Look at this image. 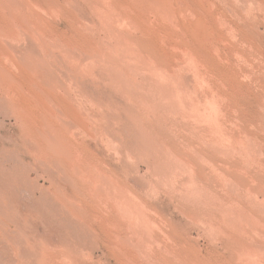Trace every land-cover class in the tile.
I'll return each instance as SVG.
<instances>
[{"label": "rangeland", "instance_id": "rangeland-1", "mask_svg": "<svg viewBox=\"0 0 264 264\" xmlns=\"http://www.w3.org/2000/svg\"><path fill=\"white\" fill-rule=\"evenodd\" d=\"M0 264H264V0H0Z\"/></svg>", "mask_w": 264, "mask_h": 264}, {"label": "bare ground", "instance_id": "bare-ground-1", "mask_svg": "<svg viewBox=\"0 0 264 264\" xmlns=\"http://www.w3.org/2000/svg\"><path fill=\"white\" fill-rule=\"evenodd\" d=\"M15 3V2H14ZM20 3H22V2H20ZM23 3H25L24 1H23ZM207 3V2H206ZM206 5V4H205ZM150 6H152V5H150ZM171 6V5H170ZM227 6V5H226ZM154 7V6H153ZM207 7H208V5H207ZM9 9H10V7H9ZM154 9H155V7H154ZM212 9V8H211ZM216 9V8H215ZM152 12H154V11H152ZM11 13V12H10ZM38 16V15H37ZM10 17V16H9ZM130 17V16H129ZM130 19V18H129ZM122 20V19H121ZM144 20V19H143ZM184 22V21H183ZM27 23V22H26ZM147 23V22H146ZM132 24H134V23H132ZM193 24V23H192ZM196 24V23H195ZM194 26H196V25H194ZM139 27V26H138ZM166 28V27H165ZM191 30V29H190ZM158 31V30H157ZM228 31V30H227ZM165 32V31H164ZM160 33V32H159ZM22 34H24V33H22ZM157 34V33H156ZM199 34V33H198ZM205 34V33H204ZM195 36V35H194ZM3 37H5V36H3ZM157 37H158V35H157ZM25 38V37H24ZM4 39V38H3ZM29 39H32V38H29ZM5 40V39H4ZM18 41V40H17ZM16 41V42H17ZM28 41V40H27ZM43 41V40H42ZM5 42V41H4ZM21 42H23V41H21ZM162 42V41H161ZM165 42V41H164ZM14 43V42H13ZM20 43V42H19ZM24 43V42H23ZM38 43V42H37ZM176 43V42H175ZM24 45V44H23ZM43 45H45V44H43ZM10 46V45H9ZM13 46H16V45H13ZM18 46V45H17ZM33 46V48H34V46L35 45H32ZM177 46V45H176ZM10 47H12V46H10ZM9 47V48H10ZM27 47V46H26ZM37 47V46H36ZM175 48V47H174ZM20 50V49H19ZM181 50V49H180ZM16 52H17V50H15ZM27 51V50H26ZM35 51V50H34ZM30 53H31V51H29ZM13 53H15V52H13ZM23 53V52H22ZM176 53V52H175ZM212 53V52H211ZM161 54V53H160ZM188 55V54H187ZM38 56V55H37ZM168 57V56H167ZM240 57V56H239ZM22 58V57H21ZM185 58V57H184ZM18 59V58H17ZM30 59V58H29ZM36 59V58H35ZM171 59V58H170ZM21 60V59H20ZM38 60V59H37ZM8 61V60H7ZM24 61V60H23ZM27 61V60H26ZM29 61V60H28ZM189 61V60H188ZM32 62V61H31ZM46 62V61H45ZM168 62V61H167ZM173 62V61H172ZM186 62V61H185ZM31 64V63H30ZM26 65V64H25ZM181 67V66H180ZM197 67V66H196ZM29 68V67H28ZM38 68V67H37ZM36 68V69H37ZM45 68V67H44ZM56 68V67H55ZM51 70V69H50ZM58 70H60V69H58ZM100 70H101V68H100ZM2 71V70H1ZM8 72V71H7ZM38 72V71H37ZM102 72V71H101ZM100 72V73H101ZM121 72V71H120ZM64 73V72H63ZM62 73V74H63ZM123 73V72H122ZM3 74V73H2ZM61 74V73H60ZM59 74V75H60ZM61 74V75H62ZM65 74V73H64ZM97 74V73H96ZM99 74V73H98ZM10 76H11V74H10ZM67 76V75H66ZM92 76V75H91ZM122 76V75H121ZM176 76V75H175ZM59 77V76H58ZM105 76H103V78H104ZM2 78H4V77H2ZM51 78V77H50ZM103 78H101V79H103ZM175 78V77H174ZM249 78V77H248ZM176 79V78H175ZM228 79V78H227ZM244 79V78H243ZM15 80V79H14ZM173 80V79H172ZM177 80V79H176ZM192 80V79H191ZM93 81V80H92ZM94 82H95V80H94ZM136 82V81H135ZM187 83V82H186ZM184 85V84H183ZM19 86V85H18ZM98 86V85H97ZM184 87V86H183ZM182 89H184V88H182ZM39 90V89H38ZM42 90V89H41ZM162 90V89H161ZM23 91V90H22ZM173 92V91H172ZM160 93V92H159ZM164 93V92H163ZM162 94V93H161ZM160 94V95H161ZM170 95V94H169ZM164 96V95H163ZM162 97V96H161ZM170 97V96H169ZM74 98V97H73ZM159 99V98H158ZM164 99V98H163ZM170 99V98H169ZM173 101V100H172ZM186 101H184V103H185ZM143 103V102H142ZM187 103V102H186ZM110 104V103H109ZM113 104V103H112ZM164 105V104H163ZM103 106V105H102ZM112 107V106H111ZM56 108V107H55ZM173 108V107H172ZM115 109V108H114ZM170 110V109H169ZM176 110V109H175ZM187 111V110H186ZM215 111V110H214ZM168 112V111H167ZM19 113V112H18ZM174 113V112H173ZM51 114V113H50ZM45 115V114H44ZM52 116V115H51ZM110 118V117H109ZM208 119V118H207ZM47 120V119H46ZM71 120V119H70ZM124 120V119H123ZM122 120V121H123ZM110 121V120H109ZM125 121V120H124ZM108 122V121H107ZM110 123V122H109ZM233 125V124H232ZM93 126V125H92ZM116 126V125H115ZM120 126V125H119ZM60 128V127H59ZM119 128V127H118ZM47 129V128H46ZM93 129V128H92ZM111 129V128H110ZM116 129V128H115ZM113 130V129H112ZM107 131V130H106ZM119 131V130H118ZM69 132V131H68ZM109 132H110V130H109ZM123 132V131H122ZM56 133V132H55ZM54 133V134H55ZM115 133V132H114ZM113 133V134H114ZM60 134V133H59ZM52 135V134H51ZM77 135V134H76ZM59 136V135H58ZM58 136H57V139H59L58 138ZM53 137V136H52ZM54 138V137H53ZM56 138V137H55ZM67 138V137H66ZM107 138H108V136H107ZM195 138V137H194ZM36 139V138H35ZM50 139V138H49ZM48 139V140H49ZM202 140V139H201ZM218 140V139H217ZM51 141V140H50ZM215 141V140H214ZM53 143V142H52ZM57 145V144H56ZM66 146V145H65ZM212 146V145H211ZM210 147V146H209ZM213 148V147H212ZM215 148V147H214ZM227 150V149H226ZM54 151V150H53ZM228 151V150H227ZM218 153V152H217ZM220 153V152H219ZM229 153V152H228ZM56 154V153H55ZM238 155V154H237ZM69 156V155H68ZM203 159V158H202ZM186 163V162H185ZM211 164V163H210ZM183 165V164H182ZM181 167V166H180ZM187 168H188V166H187ZM183 170V169H182ZM76 175V174H75ZM65 176H66V174H65ZM220 178V177H219ZM74 179V178H73ZM90 182V181H89ZM110 182V181H109ZM108 182V183H109ZM132 182V181H131ZM100 183V182H99ZM172 184V183H171ZM170 185V184H169ZM96 186V185H95ZM100 186V185H99ZM166 186V185H165ZM113 188V187H112ZM116 188V187H115ZM123 188V187H122ZM122 191V190H121ZM98 192V191H97ZM105 192V191H104ZM104 194V193H103ZM128 194V193H127ZM145 194V193H144ZM187 194V193H186ZM133 195H135V194H133ZM149 196V195H148ZM21 198V197H20ZM140 200V199H139ZM193 200V199H192ZM200 203V202H199ZM205 203V202H204ZM216 204V203H215ZM139 205V204H138ZM142 205H144V204H142ZM205 205V204H204ZM202 206V205H201ZM217 206V205H216ZM214 207V206H213ZM212 207V208H213ZM210 209V208H209ZM218 211V210H217ZM209 213V212H208ZM156 214V213H155ZM123 215V214H122ZM222 215H224V214H222ZM135 218V217H134ZM129 219V218H128ZM214 227V226H213ZM211 228V227H210ZM213 229H215V228H213ZM216 230V229H215ZM214 230V231H215ZM143 233V232H142ZM140 234V233H139ZM138 239V238H137ZM140 239V238H139ZM143 239V238H142ZM149 240H150V238H149ZM148 240V241H149ZM152 242V241H151ZM119 244V243H118ZM133 246V245H132ZM144 253V252H143ZM169 253V252H168ZM239 253V252H238ZM174 257V256H173ZM182 263V262H181Z\"/></svg>", "mask_w": 264, "mask_h": 264}]
</instances>
